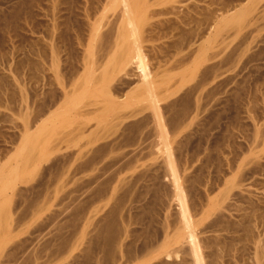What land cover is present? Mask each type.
Segmentation results:
<instances>
[{"label": "rangeland", "instance_id": "obj_1", "mask_svg": "<svg viewBox=\"0 0 264 264\" xmlns=\"http://www.w3.org/2000/svg\"><path fill=\"white\" fill-rule=\"evenodd\" d=\"M101 1L0 0V264H196L185 247L187 239L175 240L186 230L165 164L168 156L189 214L206 207L208 196L230 186L226 204L232 202L233 207L220 210L227 212H221L224 217L220 214L223 225L218 227L224 226L223 232L207 228L219 212L212 215L217 213L212 211L210 219L201 221L200 215L194 217L201 264H264V0H180L192 7L195 21L193 31L186 27L181 32L178 41L184 45L178 59L184 60L188 71L195 67V72L185 73V83L175 87L165 103H179L185 90L214 66L215 79L208 86L212 93L195 123L171 134L170 112H163L161 123L145 129L149 134L144 138H130L135 119L129 118L93 135L53 133L42 139L36 128L39 86L46 88L43 98L49 105L60 89L57 79H64L69 64L88 43L87 17ZM52 46L59 47L56 65ZM169 66L165 75H184V67ZM54 80L57 85L51 86ZM178 105L173 111L179 110ZM145 168L156 174L154 183H145H153L147 186L153 194L157 190V196L146 192L144 182L126 190L131 177ZM124 178L129 181L121 185ZM154 185L156 190H151ZM125 191L132 198L125 200ZM118 197L127 202L116 224ZM232 222L243 225L233 229ZM116 225L123 227H117L123 229L120 253L116 236L113 244L106 245L100 234L105 226L116 230Z\"/></svg>", "mask_w": 264, "mask_h": 264}, {"label": "bare ground", "instance_id": "obj_2", "mask_svg": "<svg viewBox=\"0 0 264 264\" xmlns=\"http://www.w3.org/2000/svg\"><path fill=\"white\" fill-rule=\"evenodd\" d=\"M181 2L182 1L180 0L179 1L178 0H103L99 2L97 7H95L93 12H91V14L89 13L87 17L88 35H87L86 41L88 43L84 45L85 47L82 50V53L78 56L76 62L74 61L75 63L69 64L68 72L66 73V76H64V79L62 80L60 76H59L60 79L56 78L58 80L57 81L59 85L58 88L60 89L58 92L56 91L57 93L55 92L54 94L52 91L51 93V95L53 94L52 98L49 97L50 98L49 100L51 99L52 100L50 101L49 105L47 103L48 106L45 105V102H47L48 99L44 101V98H43V96H45L43 94L44 89L46 88H43L44 86L42 87L41 85L39 86L40 87L38 90L39 99L37 101L39 102L40 113L38 112L39 115H37V117L39 116V118H37L39 125L38 126L36 125L37 126L36 128L39 129V132L37 135H39V137L41 138L42 137L46 138L48 137V135L53 134V133H55L57 137L59 135H62L63 137H73V136L77 137V136H83L86 133H89V135H93L96 132L106 129L108 127L116 128V126L122 123L123 120L134 118L135 120L130 124V129L132 132L130 135V138H144L145 135L147 136L149 134V133L146 134L145 129H147L153 123H158V124L161 123V117L163 115V112L165 113L170 112V115L168 116V119H167V127L170 129L169 131L171 132V134L178 133L180 130L188 127L190 124L195 123L197 119L199 118V115L203 109V106L205 105L206 102H208L209 96H211L210 94L212 92L208 88V86H211L212 81L215 79L214 78L215 73L213 72L215 69L214 66L207 67L203 73L204 75L201 76L202 79H200V81L198 80L199 82L197 81L193 86L185 90L184 92L185 94L183 95L184 97L181 96L178 99L180 100L179 103H174L175 105L179 104L178 111H173L175 105L172 104L171 102L165 103L169 95L171 94L172 90L175 87L182 86L185 83L184 82L186 80L185 77L187 76V74L185 73L191 72L190 74H193V72H195V70H193L195 69V67H193V69L191 68L192 69L191 71H188L187 68L185 67L184 60L178 59L180 52L183 50L182 46L184 45V44L180 45L181 43L180 41H178L180 35L183 33L182 30L185 31L184 29L188 27L189 29L191 28V30L193 31L191 25L195 21L194 16H193L194 10L191 9L192 7L188 8V6L185 5L187 7V9H185L186 7L183 6L185 3L182 4ZM54 6H56L55 9L57 8L58 10L57 2H56V5ZM55 12L58 13L59 10L58 12L57 11ZM59 16L57 15L56 18ZM56 24L54 23V27L56 26L59 27L58 22ZM53 32H51V36ZM95 43H99V44L96 45ZM54 47L51 50V56H52V64L56 65L55 62L57 63L56 60L59 54L57 51V48L59 49V47H56V49ZM41 49H44V48H41ZM41 52L43 56V51L41 50ZM170 61H173V62L171 63ZM71 62H72V58H71ZM169 63L173 65L170 64L169 66L168 65ZM39 65H40V62L38 66ZM48 66H49V63H48ZM166 66H169V67L174 66V69L177 67V69L179 70L183 69L184 67V69L182 70L183 71L182 73L184 75H179V76L172 75L171 76L170 73H169L170 76L165 75L166 73H168ZM42 68H47V67L43 66ZM41 69H40V72H41ZM46 70L49 71L48 68ZM53 72L55 74V71ZM43 74H46V73H43ZM54 74H51V75H54ZM58 74L60 73L58 72ZM41 76H42V73H41ZM53 82H55V80L52 81L51 84L50 83L49 84L52 86V84H54ZM48 94H50V92ZM162 101L165 103L164 105H160ZM177 101L175 100L174 102H177ZM132 105H134V108H132L133 107ZM47 125H49L48 126L49 129H47L48 127L45 128ZM36 133L34 135H36ZM41 138L40 140L42 141L43 138L42 139ZM36 141H37V138H36ZM37 142L40 143L39 141ZM31 144H32V141H31ZM34 147H35V144H34ZM26 148H27V145H26ZM31 148L29 151H31ZM31 155H29V157ZM167 158H166L167 162L165 161L166 166L169 168L167 170L169 174L168 173L167 174L170 175L171 177V181H172L171 184L174 185L175 193L178 198V205L180 207L179 213L181 216L182 229L186 230L185 232L180 233L179 236L176 237L175 240L177 242L182 239H187V242H186L187 245L185 244L186 246L185 245L184 246L187 247L188 250L191 252L195 260V263L201 264L200 253H199V249L197 245V238L195 236L196 233L193 229L195 228L194 225L197 222L195 218L199 217L200 215V218H201L200 221L205 220V218L207 219L208 217L211 216L210 213L212 211H217V213L213 212L212 215L213 214L217 215L219 212V215L217 216H220V214L222 215V213H225V212H222L223 210L222 211L220 210L224 208L226 205L230 206L232 203V202L229 203L230 205L226 204L229 202L227 200L229 199V196H230V191H231L229 188L230 186H226L227 185L226 184L225 187L223 186L225 189L221 187L223 191H221L219 195L213 194L214 195L213 198H210L208 196V199L205 201L207 202L205 204L206 207L203 206L202 209L194 210L195 212L192 210V212H194L192 213L193 215L189 214L188 212L189 207L186 204L184 194H183L184 192L182 191L180 187V184H179L180 182H179L177 172L169 156ZM132 168L133 166L131 167V169ZM148 170L150 169H147L146 171V168H145V170L141 172L138 170L139 172L138 175L137 176L134 175L135 176L134 178L131 177L130 181L128 180V178H124L119 183L123 185L124 182L128 180L130 182L129 185H132V186L130 187L128 185L129 188H127L126 190H129L130 188L132 189V187H134L133 186L134 184L137 186L141 185L142 184L141 182H144V185L146 184V186L148 184L150 185V182L154 183V181L152 180H155L156 174L151 173ZM134 173H135V170H134ZM130 175L133 176V172ZM128 176H125V177H128ZM184 177L185 176H183V178ZM211 178L212 177H210V179ZM148 180L150 182L148 184L145 183L146 181L148 182ZM183 180H186V177ZM187 181H188V178H187ZM225 181L227 182V180ZM153 183H151V185ZM197 183L198 182L196 180V184ZM212 183L215 184L214 181ZM191 184H194V183L191 182ZM204 184H206V182ZM230 184L231 183L228 182V185ZM200 185L202 186V183ZM231 185L233 186L234 184H231ZM2 187L3 186H1V188ZM144 187L145 186H143V188ZM153 187L155 188L156 186L155 185L152 186L151 190ZM146 188L148 189L149 187L147 186ZM232 189L235 190V187ZM155 190L153 189V191ZM145 191L146 189L144 190V194H146V192H150L149 189L148 191L146 192ZM193 191L191 192L193 193ZM212 191L215 192L216 190H212ZM156 192H154V194L152 192V194L154 196H157L155 194ZM138 193H137V197L139 196L138 198L142 199L140 196L142 192L141 193L138 192ZM232 193L233 192H231V194ZM135 194L136 193L134 192L133 196ZM201 195H203V193H201ZM213 195H210V196L212 197ZM124 196H125V200H128V197L131 196V193L127 194L126 192L125 195H123V197ZM121 197H118V200L116 202V208L114 209L115 210L114 212L116 213V218L117 217L120 218V216H122V212L125 209L124 206L126 205V202H127V201H124V198L121 199ZM189 197H190V193H189ZM231 207L233 206L231 205ZM231 207L230 209L228 207L229 211H231ZM222 216L215 218V221L214 219H212L211 220L212 222L211 221L208 222L210 223L209 225L206 221L205 223H207L208 225V227L207 226L206 227L213 228V229H215L216 227L215 230H218L217 229L218 225H220V223H221L220 226L223 225L222 219L224 216L223 217ZM241 216L244 217L243 215ZM117 221L119 224L120 219L118 218L116 219V224H117ZM232 223H231V226L234 225V223L233 224ZM240 223H241V220H240ZM236 224L239 225V226H236V228L241 227L243 225L241 224L240 226L239 223H236ZM225 225H227V227L226 226L225 227L228 229V226H229L228 222L227 224L225 223ZM220 226L218 228L220 229L222 228L221 231L223 232L225 228H223L224 226L223 227H220ZM234 226L232 227L233 229H235ZM117 227L118 225H116V230H115L114 228L110 226H105L104 228L100 230V234L104 237L103 239H105L104 243L106 242L105 243L106 245L113 244L115 236H116V253L117 252L120 253V250H122L124 246V244H121L123 243V241L121 240L122 241L121 243L119 241V238L121 236L120 232L123 233V229L122 231L120 229L123 227H120V225H119L120 229H118L119 227L118 228ZM232 228L229 227V229H232ZM244 228H246V230L248 229L247 227H244ZM204 230L206 232L208 231L207 229H204ZM215 230H212V231L214 232ZM124 233H125V230H124ZM207 233L209 234L210 230ZM101 235L100 237L102 238ZM168 237L170 238V236ZM209 238L211 239V237ZM204 240H205V237H204ZM216 241L217 243L219 242V240H216ZM170 242H172V240ZM182 246H180L179 248H181ZM184 246L182 247V249L184 248ZM117 259L118 257H116V262L119 261V259L118 260Z\"/></svg>", "mask_w": 264, "mask_h": 264}]
</instances>
